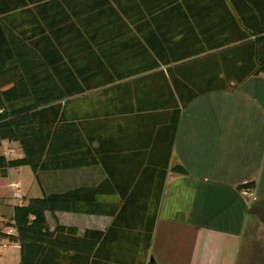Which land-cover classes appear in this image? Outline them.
I'll return each mask as SVG.
<instances>
[{
  "label": "trees",
  "instance_id": "obj_1",
  "mask_svg": "<svg viewBox=\"0 0 264 264\" xmlns=\"http://www.w3.org/2000/svg\"><path fill=\"white\" fill-rule=\"evenodd\" d=\"M147 72L163 80L169 96L158 108H169L170 158L184 108L202 94L264 73V0H0V146L21 151L0 155V178L26 167L38 180L39 172L108 166V151L86 146L83 128L68 120L61 104ZM174 171L185 173L180 166ZM111 180L118 177L14 205L10 220L0 222V244L17 245L20 264H101L107 248L110 264H146L154 216L143 239L126 238L132 227L120 216L107 232L82 236L47 221L48 212L115 216L117 207L97 202L113 194L105 189ZM135 192L118 194L130 200ZM125 248L133 254L121 253Z\"/></svg>",
  "mask_w": 264,
  "mask_h": 264
},
{
  "label": "crops",
  "instance_id": "obj_2",
  "mask_svg": "<svg viewBox=\"0 0 264 264\" xmlns=\"http://www.w3.org/2000/svg\"><path fill=\"white\" fill-rule=\"evenodd\" d=\"M153 73L125 78L117 88L107 86L61 104L68 120L83 128L86 146L92 142V147L102 145L108 151V166L99 162L39 172L37 195L98 187L110 175L116 176L118 182L105 185L113 194L99 196L97 202L117 207V213H50L57 219L51 228L56 224L74 227L79 236L86 230L105 233L120 216L124 225L132 227L125 231L126 238L143 239L154 216L146 264H264V73L235 88L202 94L184 108L170 158L169 108H158L162 102L167 106L169 96L163 80L151 79ZM178 166L185 173L175 172ZM16 171L0 179L11 180L9 187H19V180L13 178L18 177L13 176ZM41 175H54L53 186L45 188ZM131 177L135 180L130 185ZM244 186L250 193H244ZM121 191L136 192L127 200L129 194L122 198ZM0 197V222H4L7 200L3 194ZM126 250L120 252L133 254ZM110 252L107 248L102 253L101 264H110L105 259Z\"/></svg>",
  "mask_w": 264,
  "mask_h": 264
},
{
  "label": "rangeland",
  "instance_id": "obj_3",
  "mask_svg": "<svg viewBox=\"0 0 264 264\" xmlns=\"http://www.w3.org/2000/svg\"><path fill=\"white\" fill-rule=\"evenodd\" d=\"M0 155H5L7 157H16L18 155V149L17 147H15L14 145H10L8 143H2L0 146ZM17 173L18 177H13L15 178V180H19L20 185L19 187H9L8 183L11 180H1L0 179V194H3L5 196L4 200L6 199L7 202L5 204V208L6 212L4 214L2 218L5 223V221L10 220L8 217L12 216V212H13V205L14 204H19L18 201H14L12 199L13 198V194L16 192H19L21 195H24V199H23V203L25 202V200L28 198V196H34V197H39L37 194L39 188H38V184H37V180L36 177L34 176V174L32 173V171L29 168H21L18 169V171L13 172V176ZM42 176V181L43 184L45 186V188L49 187V186H53L54 183V175H41ZM6 178V177H5ZM29 189L31 191H29ZM246 189V188H245ZM247 190V193H250L251 190ZM12 194V195H11ZM41 194V193H40ZM39 194V195H40ZM26 195V196H25ZM2 197H0L1 200ZM10 201V202H9ZM47 221L48 223L50 222V226L53 225L54 223L52 222H56L57 223V219L55 217H53L52 214H48L47 213ZM2 227L5 229L6 227H4V224H2ZM2 228V229H3ZM5 230H9L8 228H6ZM3 243V241H2ZM9 246V248H8ZM15 246H13L12 244L7 245V249L5 247H3L0 244V264H20V251L19 250H15L14 249Z\"/></svg>",
  "mask_w": 264,
  "mask_h": 264
},
{
  "label": "built area",
  "instance_id": "obj_4",
  "mask_svg": "<svg viewBox=\"0 0 264 264\" xmlns=\"http://www.w3.org/2000/svg\"><path fill=\"white\" fill-rule=\"evenodd\" d=\"M10 187H11V188H13V187L16 188V187H18V186L13 184V185H11ZM244 193L246 194L247 191L245 190ZM13 198H14L16 201L19 202V205L23 204L24 195H21L19 192H16V193L13 194Z\"/></svg>",
  "mask_w": 264,
  "mask_h": 264
},
{
  "label": "water",
  "instance_id": "obj_5",
  "mask_svg": "<svg viewBox=\"0 0 264 264\" xmlns=\"http://www.w3.org/2000/svg\"><path fill=\"white\" fill-rule=\"evenodd\" d=\"M153 261V259L151 260V262Z\"/></svg>",
  "mask_w": 264,
  "mask_h": 264
},
{
  "label": "bare ground",
  "instance_id": "obj_6",
  "mask_svg": "<svg viewBox=\"0 0 264 264\" xmlns=\"http://www.w3.org/2000/svg\"><path fill=\"white\" fill-rule=\"evenodd\" d=\"M245 192V191H244Z\"/></svg>",
  "mask_w": 264,
  "mask_h": 264
}]
</instances>
